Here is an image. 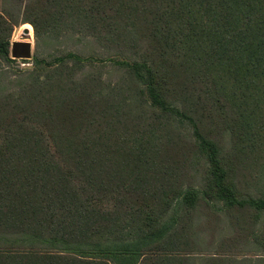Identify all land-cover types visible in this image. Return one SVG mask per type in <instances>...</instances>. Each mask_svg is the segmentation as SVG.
I'll use <instances>...</instances> for the list:
<instances>
[{
    "label": "trees",
    "instance_id": "trees-1",
    "mask_svg": "<svg viewBox=\"0 0 264 264\" xmlns=\"http://www.w3.org/2000/svg\"><path fill=\"white\" fill-rule=\"evenodd\" d=\"M4 4L77 40L0 95V264H264V196L235 182L264 155V0Z\"/></svg>",
    "mask_w": 264,
    "mask_h": 264
},
{
    "label": "rangeland",
    "instance_id": "rangeland-1",
    "mask_svg": "<svg viewBox=\"0 0 264 264\" xmlns=\"http://www.w3.org/2000/svg\"><path fill=\"white\" fill-rule=\"evenodd\" d=\"M4 9L11 10L13 12V23L11 28L0 26V41H6L9 43L7 51L8 57L4 58L0 55V95L4 96L9 93H15L23 84L28 83L31 77V74L43 72L48 69V63L51 61L50 56L54 54L55 49H59L60 44L58 42L65 41L72 47L74 41L77 38L74 36L68 35V37L61 38L60 41L56 42L54 39H49L45 35H42L41 39L36 40L34 36L33 28L28 23H21L23 16L21 11L16 8L10 9L9 4L7 6L4 4V0H0V14ZM17 23V24H16ZM29 25L31 27L30 34L24 35L23 30L24 26ZM32 37V38H31ZM13 42H29L32 46L31 58L29 60H13L10 56V45ZM108 54L105 50L100 48V76L105 82L115 83L118 80L119 72L118 68L115 66L113 61L123 60L121 58L115 59V53H110V58H106ZM112 58V59H111ZM33 76V75H32ZM226 139V148H229L231 145ZM226 154V153H225ZM263 160L257 161L258 163L253 165L250 162L248 170L245 171L244 178H235L237 187L239 188L243 196L247 199L248 196L258 197L264 196V155ZM263 165L261 166V164ZM199 168L193 167L192 171H189V177L192 178L188 180L186 185H191L196 189H200L202 186V175L198 173ZM212 206V203L210 204ZM221 207V208H219ZM213 210L217 215L221 216L225 224H228V216L226 215L225 209L221 205H216L213 203ZM260 214V222L258 228L264 225V211H258ZM252 215V214H251ZM223 230L228 232L226 226L223 227Z\"/></svg>",
    "mask_w": 264,
    "mask_h": 264
},
{
    "label": "water",
    "instance_id": "water-1",
    "mask_svg": "<svg viewBox=\"0 0 264 264\" xmlns=\"http://www.w3.org/2000/svg\"><path fill=\"white\" fill-rule=\"evenodd\" d=\"M28 35V29L23 30ZM32 46L29 42H13L10 45V56L13 60H29L31 58Z\"/></svg>",
    "mask_w": 264,
    "mask_h": 264
},
{
    "label": "bare ground",
    "instance_id": "bare-ground-1",
    "mask_svg": "<svg viewBox=\"0 0 264 264\" xmlns=\"http://www.w3.org/2000/svg\"><path fill=\"white\" fill-rule=\"evenodd\" d=\"M25 29H28V31L30 32L31 31V27L29 25H25L24 26ZM30 34V33H29ZM32 38V37H31Z\"/></svg>",
    "mask_w": 264,
    "mask_h": 264
}]
</instances>
